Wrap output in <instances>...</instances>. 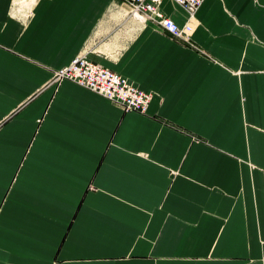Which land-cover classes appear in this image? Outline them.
Returning a JSON list of instances; mask_svg holds the SVG:
<instances>
[{
    "label": "crops",
    "instance_id": "0c3cea01",
    "mask_svg": "<svg viewBox=\"0 0 264 264\" xmlns=\"http://www.w3.org/2000/svg\"><path fill=\"white\" fill-rule=\"evenodd\" d=\"M23 2L0 0V264H264V0H161L189 43L118 0ZM80 55L145 113L51 81Z\"/></svg>",
    "mask_w": 264,
    "mask_h": 264
},
{
    "label": "built area",
    "instance_id": "2783aa9c",
    "mask_svg": "<svg viewBox=\"0 0 264 264\" xmlns=\"http://www.w3.org/2000/svg\"><path fill=\"white\" fill-rule=\"evenodd\" d=\"M118 1L129 7L131 15L136 16L138 21H150L170 38L189 43L192 30L189 22L178 27L169 19L162 17L158 11L161 0ZM170 1L183 10L189 21L203 2V0ZM51 81L53 83L71 82L115 104L123 112L144 114L150 99L149 94L135 89L113 71L88 62L82 55L75 57L66 67L53 72Z\"/></svg>",
    "mask_w": 264,
    "mask_h": 264
},
{
    "label": "bare ground",
    "instance_id": "6f19581e",
    "mask_svg": "<svg viewBox=\"0 0 264 264\" xmlns=\"http://www.w3.org/2000/svg\"><path fill=\"white\" fill-rule=\"evenodd\" d=\"M31 4V0H26V2H23L22 3V5H20V6H23L22 8H24L25 10H27L28 9V7H29V5ZM19 6V5H18ZM15 7H17V6H15ZM18 8V7H17ZM21 10V9H20ZM18 11V10H17ZM16 11V12H17ZM23 11V10H22ZM22 15L24 16L25 14H23L22 13ZM135 17V19L138 21V18L136 17V16H134Z\"/></svg>",
    "mask_w": 264,
    "mask_h": 264
},
{
    "label": "rangeland",
    "instance_id": "374dc122",
    "mask_svg": "<svg viewBox=\"0 0 264 264\" xmlns=\"http://www.w3.org/2000/svg\"><path fill=\"white\" fill-rule=\"evenodd\" d=\"M129 7H127V9H128ZM130 10V9H129ZM141 22V21H140ZM144 22H146V21H142V23H144ZM240 260H242V259H240Z\"/></svg>",
    "mask_w": 264,
    "mask_h": 264
}]
</instances>
